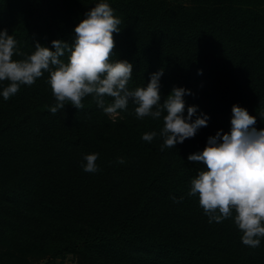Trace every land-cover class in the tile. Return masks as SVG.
Listing matches in <instances>:
<instances>
[{"label": "trees", "instance_id": "16d2710c", "mask_svg": "<svg viewBox=\"0 0 264 264\" xmlns=\"http://www.w3.org/2000/svg\"><path fill=\"white\" fill-rule=\"evenodd\" d=\"M97 2L0 0V30L29 54L37 40L71 43ZM108 2L122 21L111 59L134 64L129 87L146 86L164 68L161 102L174 86L191 89L186 108L197 105L208 125L161 150L162 137L142 135L159 133L163 114L138 119L132 103L117 120L91 95L82 109L69 104L53 114L47 72L0 97V264L68 254L75 264H264V238L256 248L243 244L233 218L209 223L199 197L188 195L204 165L187 159L230 131L233 105L264 129V0ZM88 153H99L100 171L83 170Z\"/></svg>", "mask_w": 264, "mask_h": 264}, {"label": "clouds", "instance_id": "9594fccd", "mask_svg": "<svg viewBox=\"0 0 264 264\" xmlns=\"http://www.w3.org/2000/svg\"><path fill=\"white\" fill-rule=\"evenodd\" d=\"M121 23L108 0H98L75 26L71 43L55 39L50 48L37 40L30 54L21 49L14 34L0 30V97L9 100L21 86L33 85L47 72L56 100L50 107L53 114L69 104L82 109L84 98L91 95L97 107L113 119L127 111L130 103L136 106L138 119H159L163 114L164 125L159 133L142 135L148 142L157 135L162 137L161 150L194 137L208 125L210 117L197 115V105L186 108L185 96L192 95L191 89L174 86L162 103L164 68L151 73L146 86L132 89L129 82L134 64L127 59H111L114 33L122 31ZM65 56L67 60L62 59ZM198 74L202 75L203 70L198 69ZM232 113L230 131L219 130L208 138L202 151L189 154L188 161L202 163L204 168L191 179L188 195L199 197L209 223L233 218L242 232L241 242L256 248L264 238V129H257V117L246 108L233 105ZM259 116L264 120V114ZM98 158L99 153L85 154L81 167L85 172L100 171ZM119 162H124L122 157ZM172 199L178 203L183 197Z\"/></svg>", "mask_w": 264, "mask_h": 264}, {"label": "rangeland", "instance_id": "374dc122", "mask_svg": "<svg viewBox=\"0 0 264 264\" xmlns=\"http://www.w3.org/2000/svg\"><path fill=\"white\" fill-rule=\"evenodd\" d=\"M173 1H176V2H185L186 0H173ZM122 117V114H120L118 117H115L113 120H117L119 118ZM33 264H75V262L73 261V258L72 256H66L64 258H58V259H55V258H52V257H46L44 259H40V260H37L35 261Z\"/></svg>", "mask_w": 264, "mask_h": 264}]
</instances>
